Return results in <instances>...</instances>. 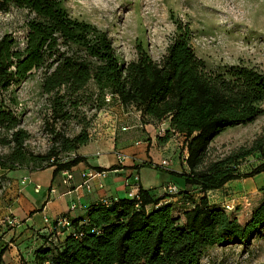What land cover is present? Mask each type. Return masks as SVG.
Wrapping results in <instances>:
<instances>
[{
  "label": "trees",
  "instance_id": "trees-1",
  "mask_svg": "<svg viewBox=\"0 0 264 264\" xmlns=\"http://www.w3.org/2000/svg\"><path fill=\"white\" fill-rule=\"evenodd\" d=\"M11 6L28 11L22 40L12 33L0 38V174L28 168L55 166V174L71 170L84 160L75 156L61 161V153H72L90 140L85 123L82 132L55 137L46 154L26 150L30 133L22 127L13 97L4 94L42 70L41 88L51 95L54 117L70 119L84 96L95 100L97 112L118 100L135 107L143 122L169 119L171 133L184 136L189 170L177 173V192L159 187L137 188L135 198H106L86 206L85 215L72 218L63 236L51 230L35 250L34 264H201L207 248L250 245L264 234V186L249 218L241 222L237 211L210 200L211 191L229 181L252 177L264 171V135L250 146H241L223 156L210 157L216 136L229 127L253 123L264 113V70L237 64L210 68L192 46L188 23L176 21V32L161 60L145 49L123 63L112 37L95 24L74 17L63 0H0V11ZM97 97L87 93L90 83ZM260 152L261 161L250 169L242 161ZM34 164V166H30ZM142 166L162 168L152 162ZM103 171L105 169L98 168ZM172 183V182H171ZM160 190V192H159ZM239 207V206H238ZM7 246L0 243V264H6Z\"/></svg>",
  "mask_w": 264,
  "mask_h": 264
},
{
  "label": "rangeland",
  "instance_id": "rangeland-1",
  "mask_svg": "<svg viewBox=\"0 0 264 264\" xmlns=\"http://www.w3.org/2000/svg\"><path fill=\"white\" fill-rule=\"evenodd\" d=\"M63 3L74 17L106 30L123 63L137 59L140 49L161 60L179 20L189 24L192 46L210 68L246 64L264 70V0H63ZM27 17V10L15 6L7 12L0 11V38L12 33L22 40ZM42 72L35 71L4 94L6 100L12 97L16 100L12 107L21 118L22 127L30 133L26 150L40 155L54 147L55 137L62 134L73 137L82 132L85 123L91 139L100 112L94 107L95 100L87 99L86 95L73 117L67 120L54 117L51 95L43 93L41 88ZM86 91L96 99L92 82ZM110 106L112 100L104 109ZM260 135H264V113L253 123L229 127L216 136L210 157H223L241 146H250ZM8 152V147H0V154ZM69 158V153L59 155L61 161ZM261 158L262 154L256 152L242 161L241 167L250 169ZM5 184V177L0 174V194ZM254 203H251L253 207ZM201 264H264V234L250 245L209 247Z\"/></svg>",
  "mask_w": 264,
  "mask_h": 264
},
{
  "label": "crops",
  "instance_id": "crops-1",
  "mask_svg": "<svg viewBox=\"0 0 264 264\" xmlns=\"http://www.w3.org/2000/svg\"><path fill=\"white\" fill-rule=\"evenodd\" d=\"M168 128L169 119L159 123L143 122L141 112L135 107L125 108L114 100L110 108L99 112L89 142L70 153L71 158L84 157L69 170L72 178L66 181L64 170L55 174V166L7 171L4 191L0 194V243L7 246L3 256L5 263L34 264L35 250L43 243L44 235L51 231L46 218L52 221L64 213H70L72 218L80 217L85 215V207L93 202L125 197L129 177L130 180L138 178L144 188L159 187L160 190L167 183L180 181L169 170L177 173L189 170L185 161L184 136L171 133L167 141L161 139L165 136L161 130ZM163 159L170 160L169 168L142 166L146 162L158 164ZM98 168L105 169L106 173L91 181V191L78 189L83 183L82 173ZM36 186H40L39 191ZM263 186L264 171L231 180L222 189L211 191L209 197L211 202L222 204L230 200L241 202L242 197L247 196L256 205ZM73 204L77 208L71 210ZM249 212L250 208L240 205L239 220L246 221ZM9 215L16 216L19 225L7 226L4 219Z\"/></svg>",
  "mask_w": 264,
  "mask_h": 264
},
{
  "label": "built area",
  "instance_id": "built-area-1",
  "mask_svg": "<svg viewBox=\"0 0 264 264\" xmlns=\"http://www.w3.org/2000/svg\"><path fill=\"white\" fill-rule=\"evenodd\" d=\"M111 99H112L111 95L106 96V100L108 102ZM124 129H126V128H124ZM161 132L163 133V135L166 134L165 129H162ZM184 149L186 150V154H185V159H186L188 156L186 144H184ZM120 157L123 159L122 156H120ZM157 165L166 169V168H169V166L171 165V162L169 159H163ZM105 173H106L105 171H100V170L84 171L82 173L83 183L80 184L77 188L78 189L85 188L88 191H91V189H92L91 181L96 177L104 176ZM64 174L66 175V181L68 179L72 178V175H71L69 170H64ZM134 179L138 180V178H136V177H134ZM131 183H132V180H130V177H129L127 179V182H126V186L128 187L127 196L130 198L138 197L137 196V188H136V186H133ZM39 189H40V186H36V191H39ZM164 189L170 193H175L178 190L177 186L173 183H167L165 185ZM51 191H54V189H52ZM103 200L107 201L106 198H103ZM240 205H243L245 208L249 209L251 207V200L249 199V197L243 196L241 202H237L236 200H230V201H225L223 203L224 208L228 212L235 211L238 208V206H240ZM76 208H77L76 204H73L71 206V210H74ZM4 222L7 223V225H9L11 227H15V226L19 225L20 220L16 216L9 215V216L5 217ZM46 222H50L51 230H53L56 233V235L63 236L70 227L71 218L67 214H61L56 219H54L52 221H50L48 218H46Z\"/></svg>",
  "mask_w": 264,
  "mask_h": 264
}]
</instances>
